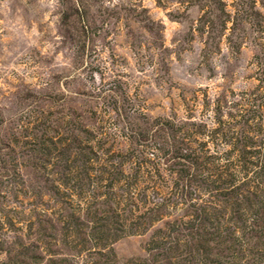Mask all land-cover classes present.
I'll return each instance as SVG.
<instances>
[{"label": "rangeland", "instance_id": "1", "mask_svg": "<svg viewBox=\"0 0 264 264\" xmlns=\"http://www.w3.org/2000/svg\"><path fill=\"white\" fill-rule=\"evenodd\" d=\"M0 264H264V0H0Z\"/></svg>", "mask_w": 264, "mask_h": 264}]
</instances>
